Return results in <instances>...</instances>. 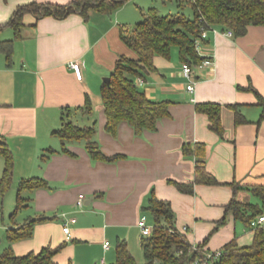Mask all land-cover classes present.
Masks as SVG:
<instances>
[{"label": "crops", "instance_id": "1", "mask_svg": "<svg viewBox=\"0 0 264 264\" xmlns=\"http://www.w3.org/2000/svg\"><path fill=\"white\" fill-rule=\"evenodd\" d=\"M73 1L0 0V42L13 45L10 65L0 53V137L14 160L11 188L0 199L2 209L5 203L14 206L22 180L47 183L46 188L24 191L27 207L0 227L4 250L10 247L23 256L60 248L53 256L55 264H113L117 241H125L132 256L136 244L141 251L137 224L144 218L153 227L146 210L151 196L169 203L175 227L180 232L186 228L183 234L190 245L210 252L222 251L230 242L250 247L254 228L228 206L232 200L260 206L250 189L264 186V27L250 26L244 36L231 38L220 29L209 31L202 54L211 63L194 68L191 93L181 75L178 49L173 47L168 57L155 55L153 69L134 82L150 101L169 102L168 117L158 121L155 131L139 135L121 123L112 137L104 130L100 89L122 57L137 60L121 41V28L140 22L152 0H128L111 13L89 9L63 19L37 20L27 13L18 36L8 26L21 6ZM72 62L79 64L81 80L70 69ZM86 97L92 110L82 114L78 108ZM201 104L220 107L222 137L196 111ZM66 108L78 125L95 128L93 139L104 156L121 158L94 161L83 142L66 143L68 152H63L53 131L60 128ZM185 144L204 146L205 169L217 185H194L193 194L176 189L174 184L194 182L196 157L183 155ZM3 165L0 157V178ZM79 195L84 196L81 208L75 206ZM69 218L75 223L67 238L62 225ZM30 220L43 221L35 223L29 238L8 243L6 232Z\"/></svg>", "mask_w": 264, "mask_h": 264}, {"label": "trees", "instance_id": "2", "mask_svg": "<svg viewBox=\"0 0 264 264\" xmlns=\"http://www.w3.org/2000/svg\"><path fill=\"white\" fill-rule=\"evenodd\" d=\"M128 0H75L67 5L31 3L19 7L8 22L15 35H19L22 18L32 14L37 20L45 17L63 19L70 14L84 15L87 10L111 13L120 8ZM179 10L185 6L191 10V17L183 13L161 15L157 9L150 8L143 19L130 29L121 28V41L132 50L137 60L122 57L109 76V83H104L100 89L101 105L106 119L104 130L112 137L116 136L118 126L127 123L136 135L143 131H155L158 121L168 117L169 102L150 101L136 85L134 80L143 77V73L153 69L155 55L168 57L173 47L179 52L182 63L195 68L204 60L197 54L194 41L199 37L201 29L231 30L234 37H242L250 26L264 27V0H175ZM2 53L8 65L11 63L13 45L11 41L0 42ZM82 114H89L92 105L86 97L84 106L78 108ZM198 113L207 116L208 129L222 137L220 123V107L210 104L196 106ZM72 111L63 110L60 128L53 131L62 142V151L68 152L66 143L83 142L89 157L94 161L114 162L120 156L106 157L100 151L99 145L93 139V126H80L71 119ZM242 119L235 116V123ZM183 155L196 157L194 182L190 184H174L176 189L184 194H193L194 185H217V181L206 171L203 160L204 146L196 144L193 147L185 144ZM0 157L4 161L0 178V199L10 190L13 180L14 160L10 149L0 137ZM47 183L41 179L31 178L19 183L15 200V208L10 219L28 205V199L23 197L24 191L46 188ZM260 206L241 205L232 200L228 206L234 216L244 220L249 227L254 228V241L250 247L241 248L235 242H230L222 249V254L214 264H264V228L252 227L251 223L264 213V186L251 188ZM152 216L153 227L149 237H141L140 248L143 256L142 264H187L200 257L203 248L198 245L195 252L186 241L184 234L176 229L174 213L169 203L159 201L151 196L146 209ZM43 220H30L17 229L6 232L8 243L27 239L31 236L33 226ZM223 222V221H221ZM43 248L38 253H28L17 256L10 247L0 255V264H55L53 256L59 250ZM206 251V250H205ZM113 264H137L125 241H117L115 246V262Z\"/></svg>", "mask_w": 264, "mask_h": 264}, {"label": "built area", "instance_id": "3", "mask_svg": "<svg viewBox=\"0 0 264 264\" xmlns=\"http://www.w3.org/2000/svg\"><path fill=\"white\" fill-rule=\"evenodd\" d=\"M209 31H213L215 33L218 32V30L214 29V28L201 29V33H200L199 37L194 41V48H195L197 54L201 57H204V55L202 54V44L207 39V34ZM222 34L229 37V38L233 37V32L231 30L222 31ZM210 63H211L210 58L204 57V60H202L201 64L199 66L195 67V69L196 68H198V69L207 68L210 65ZM69 67L72 70L75 78L77 80H81L82 75H81V70H80L79 64L77 62L76 63L72 62V63H70ZM180 70H181V75L188 82V84L186 86V91L189 93L193 92L194 84H195L194 68L190 67L186 63H182ZM83 200H84V196L79 195L77 200H76L75 206L77 208H81L83 206ZM74 223H75V219L69 218L62 225V232L64 233V235L67 236V238H69V235H70V226H71V224H74ZM261 224H264V216H261L255 222H252L251 226L255 227V226H258ZM137 226L139 228L140 236L142 238L150 236V234L152 232V227L148 226L146 224V221L144 218H141L138 221ZM186 231H187L186 228L181 229L182 233H184ZM104 248L107 249V245H104ZM196 250H197V246L191 245V251L195 252ZM221 254H222L221 250L215 251V252L203 250V253L200 257H196V258L192 259L187 264H214L219 259Z\"/></svg>", "mask_w": 264, "mask_h": 264}, {"label": "rangeland", "instance_id": "4", "mask_svg": "<svg viewBox=\"0 0 264 264\" xmlns=\"http://www.w3.org/2000/svg\"><path fill=\"white\" fill-rule=\"evenodd\" d=\"M166 2V3H164ZM172 4L175 5L173 6V8L175 7L174 10L172 11H168V12H165L166 8H169L171 9L172 6L171 4H169V1L168 0H152L149 4H148V9H146V12L150 9V8H155L157 10H159L160 14L161 15H168V14H176V13H183L185 16L187 17H191L192 13H191V10L189 7L185 6L184 9L182 10H179L177 8V5H176V2L175 0H171ZM164 3V4H163ZM145 16V15H144ZM143 19V17H142ZM15 203V202H14ZM1 201H0V227H3L4 225H6L7 223H9V215L11 213H8L9 211H14V208H15V204L14 206H7V204L5 203L4 204V207L2 209L1 207ZM13 207V208H12ZM2 216H3V220H2ZM4 232L1 231V235H0V255L3 253L4 251ZM137 243V242H136ZM132 253H133V256L135 258V261L137 264H142L143 263V256H142V253L141 251L139 250L138 248V245L136 244L133 248H132Z\"/></svg>", "mask_w": 264, "mask_h": 264}, {"label": "water", "instance_id": "5", "mask_svg": "<svg viewBox=\"0 0 264 264\" xmlns=\"http://www.w3.org/2000/svg\"><path fill=\"white\" fill-rule=\"evenodd\" d=\"M103 82H104V83H109V78H105V79L103 80Z\"/></svg>", "mask_w": 264, "mask_h": 264}]
</instances>
